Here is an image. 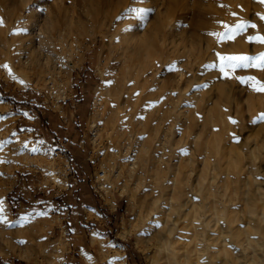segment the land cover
I'll use <instances>...</instances> for the list:
<instances>
[{"label":"rangeland","instance_id":"rangeland-1","mask_svg":"<svg viewBox=\"0 0 264 264\" xmlns=\"http://www.w3.org/2000/svg\"><path fill=\"white\" fill-rule=\"evenodd\" d=\"M93 1L44 0L40 12L0 0V264H131L125 248L135 264H167L169 254L175 264L249 262L239 242L256 230L248 197L264 195V92L242 79L264 84V70L220 57L264 54L249 39L264 37V3L142 0L136 24L150 53L123 67L114 116L110 70L122 57L108 28L133 23L110 20L117 0ZM45 21L42 59L26 65ZM79 197L113 211V223L92 219L85 231L92 215ZM256 226L262 235L264 220Z\"/></svg>","mask_w":264,"mask_h":264},{"label":"bare ground","instance_id":"bare-ground-1","mask_svg":"<svg viewBox=\"0 0 264 264\" xmlns=\"http://www.w3.org/2000/svg\"><path fill=\"white\" fill-rule=\"evenodd\" d=\"M21 1V0H20ZM25 1V4L22 6V9H25L27 6H29L28 4L32 2L31 5V9H34L33 5H35V3L38 4H42L44 2V0H23V2ZM59 1V0H58ZM93 1V0H92ZM99 1V0H98ZM116 1V0H115ZM57 2V1H55ZM93 2H97L93 1ZM118 4L121 5V7H118L117 11L114 12L111 17L110 20L112 18H115L118 20V22H124V21H130L133 23V25L131 27H128L124 30H122L121 33H118V31L116 30L115 32H111V28L114 24V20L111 21V23L109 24V32L110 34H107L108 36L110 35L111 37L113 36H118V39L120 40V43L118 47V51H120V56L122 57V65L120 67V63L117 64V72H113L114 67L112 66L111 68V72L113 73L111 76V80H112V86L110 84V88L108 89V96L109 97V109L110 111L114 114V116H116L117 114V106L120 103V98H121V91L124 85V79H125V70L123 67H125L126 65L129 66L131 63L135 62L136 60V54H143L144 57H147L150 53V45H149V40H148V35H145V32L143 33V28H140L141 26L136 24V22L138 20H134L132 21L131 18L129 17L131 15L130 9H135L138 6H140L142 0H117ZM100 3V2H99ZM22 4V3H21ZM20 4V5H21ZM94 4V3H92ZM55 7L57 6L53 4ZM98 5V4H96ZM111 6V5H110ZM113 6V5H112ZM111 6V7H112ZM54 7V8H55ZM116 7V5H115ZM114 7V8H115ZM21 8V6H20ZM53 7H51L52 9ZM21 9V10H22ZM54 10V9H53ZM49 11H51L49 9ZM55 11V10H54ZM113 12V11H112ZM51 13L53 14V12L51 11ZM55 13V12H54ZM111 13V12H110ZM45 15V14H44ZM47 15L49 16V14L47 13ZM51 15V14H50ZM46 16V15H45ZM130 18V19H129ZM127 19V20H126ZM129 19V20H128ZM45 20V18H44ZM50 20V19H49ZM52 20V19H51ZM43 21V20H42ZM142 23V21H141ZM40 24V23H39ZM38 24V25H39ZM49 21H45L40 27V25L38 26L39 30L38 33H30L32 37V40L34 43L33 48H31V46L29 45V47H27V49H24V53H26V59H24V63L27 64H35L37 63L40 59H42V54L41 53L44 50L45 45L43 44V38L45 36V34H47L46 32L48 31V34L50 33V30L48 29L49 25ZM54 25V24H53ZM125 25V24H124ZM33 27V26H31ZM127 27V26H126ZM36 28V29H38ZM50 28V27H49ZM33 29V28H32ZM115 29V28H114ZM46 31V32H45ZM53 32V31H52ZM45 33V34H44ZM101 34V33H100ZM50 35V34H49ZM57 35V34H56ZM106 35L105 33L101 34V36ZM52 36V33H51ZM55 36V35H54ZM53 36V37H54ZM49 38V37H47ZM30 39V37H29ZM30 40V41H32ZM28 42V41H27ZM117 42V41H116ZM27 45V44H26ZM46 49V48H45ZM114 49V48H113ZM116 49V47H115ZM50 51V50H49ZM29 52L30 56L27 54ZM25 56V55H24ZM138 59V58H137ZM36 65V64H35ZM110 65V64H109ZM29 67V66H28ZM111 72H109L108 74H110ZM106 74V73H105ZM109 87V86H108ZM106 102V101H105ZM110 125V124H109ZM259 126V124H258ZM261 127V125H260ZM264 127L262 126V128H260L259 130L263 129ZM109 129V128H108ZM112 130V129H111ZM110 130V131H111ZM258 130V131H259ZM264 130V129H263ZM120 134V133H119ZM259 132H258V138H259ZM262 137H264V133H262ZM261 137V136H260ZM261 137V138H262ZM256 139V138H255ZM260 141V138H259ZM258 142V141H257ZM262 142V140H261ZM263 143V142H262ZM260 142H258L256 145V149L257 147H259ZM260 149V148H259ZM264 149V148H263ZM258 150V149H257ZM262 151V150H261ZM259 152V151H258ZM247 156V155H246ZM257 158L262 157L263 161H264V152L263 153H259L256 154ZM248 161V160H247ZM258 161V160H257ZM257 161L256 160H251V162H249V164L253 167L257 166ZM58 164V163H57ZM247 165V164H246ZM52 166H55L54 163H52ZM259 166V165H258ZM262 166V165H261ZM248 168V167H247ZM263 171H264V165L262 166ZM242 170V169H241ZM249 171V170H248ZM252 171V170H251ZM242 172V171H241ZM104 174L101 176L100 173V177H103ZM251 176V175H250ZM257 175H255V179H257ZM257 185V184H256ZM260 188V187H259ZM255 189V188H254ZM257 189V188H256ZM251 192V191H249ZM259 194V193H258ZM256 194V192L254 194L251 195V197H248V204H249V223L255 225L256 230H255V234L254 235H250L248 233V236L246 240H240L239 245L242 249H244L245 253L249 256V262H242L241 264H264V233L261 235L260 233H258L259 229L256 226L257 223H259L260 221L264 220V195L263 194ZM237 195V194H236ZM245 201V199H243ZM262 201L263 204H260L259 202ZM208 205V204H207ZM214 208V207H213ZM203 209V208H202ZM216 209V208H214ZM156 211L158 212L157 215L159 214L158 209H156ZM215 212V210H214ZM202 214V213H201ZM200 214V215H201ZM216 217V214H215ZM217 218V217H216ZM51 223V222H50ZM47 225V223H45ZM53 224V223H52ZM29 226V225H28ZM27 226V227H28ZM38 227V226H37ZM47 227V226H46ZM45 225H43L42 230H44ZM50 227H52L50 225ZM134 227V226H133ZM157 227V226H156ZM155 227V228H156ZM49 228V226H48ZM153 228V227H152ZM39 229V227H38ZM41 229V228H40ZM37 230V228H36ZM36 230H32V229H27V232L29 233V239L32 240L31 235L33 234L34 237H36ZM35 231V232H34ZM43 233V231H42ZM26 234V233H24ZM44 234V233H43ZM160 234V233H159ZM164 234V232H163ZM260 234V235H259ZM161 235V234H160ZM159 235V236H160ZM164 235L160 236L163 237ZM28 239V237H27ZM162 239V238H159ZM163 241H167L164 239L163 237ZM165 244V242L163 243V245ZM162 247V245L160 246ZM166 250V249H165ZM163 258V256H162ZM178 262V261H177ZM179 263V262H178ZM167 264H175L174 258L172 257V255H168V261Z\"/></svg>","mask_w":264,"mask_h":264},{"label":"snow or ice","instance_id":"snow-or-ice-1","mask_svg":"<svg viewBox=\"0 0 264 264\" xmlns=\"http://www.w3.org/2000/svg\"><path fill=\"white\" fill-rule=\"evenodd\" d=\"M260 3H264V0H259ZM33 7H35L37 9V11L42 12L43 9L39 6V4L37 3L36 5H33ZM130 12L137 18V20H142L145 13L140 11V9H130ZM138 14V15H137ZM235 15V14H234ZM261 19H264V16L261 17ZM252 28H255L256 25H250ZM225 27H227V25H225ZM247 27H249L248 24L246 23H241L236 25L235 29L229 28V31L233 34V36L236 34L237 31H243L245 30ZM250 40L255 39L257 42L264 44V37L261 36H257V37H250ZM221 61H224L225 59L229 60V61H234L235 63H233L231 66L233 68H237V67H244V68H248V67H256L259 68L261 70H264V54H261L260 56L256 57L255 59L251 56H232V57H220ZM221 71H224V66L223 64L221 65ZM225 75H227V73L225 72ZM249 81H251V86L253 88L254 91L257 92H264V84H261L259 81H257L254 77H249L247 80H243V83H248ZM258 121L264 122V113L260 114V116L258 117ZM254 123L257 121H253ZM232 123H236V121H232ZM33 151H36V149H32ZM2 162V161H0ZM42 214V213H41ZM0 222H5V221H0Z\"/></svg>","mask_w":264,"mask_h":264},{"label":"crops","instance_id":"crops-1","mask_svg":"<svg viewBox=\"0 0 264 264\" xmlns=\"http://www.w3.org/2000/svg\"><path fill=\"white\" fill-rule=\"evenodd\" d=\"M82 185V184H81ZM93 191L95 192V191H97L96 190V188L94 187V189H93ZM81 193L83 194V191H81ZM96 194V193H95ZM96 196H97V194H96ZM99 196V195H98ZM75 197H77V196H75ZM80 198V197H79ZM78 198V199H79ZM68 198H65V199H59L57 202L62 206V207H64L65 208V206H66V203H67V200ZM75 203L77 204V205H81V209H82V211L83 212H85L84 214H86V217L87 216H90V215H92V217L90 218V219H84L85 221H86V223L84 224V226L87 228V229H85V231H90V230H95V228L94 227H92V229H90L89 227H90V220H94V222L95 223H93V224H98V226H100V223H102L103 221H105V222H107V221H109V222H111V223H113V219H114V217L116 216V215H114L113 214V211H110V213L108 212V211H106V212H102V211H99L97 208H94V205H92V204H88L85 200L83 201V199L82 198H80L79 200H76L75 201ZM49 204L50 205H52L50 202H49ZM55 206H56V204H54ZM117 208H118V206L116 205V207H114V210H117ZM95 232H97V231H95ZM109 232L110 233H112V228H109ZM109 233V234H110ZM126 249V253H127V259H128V261H129V257L131 258V264H135L134 263V258L131 256V254H130V252L128 251V248H125ZM128 253H129V255H128ZM128 264H129V262H128Z\"/></svg>","mask_w":264,"mask_h":264},{"label":"built area","instance_id":"built-area-1","mask_svg":"<svg viewBox=\"0 0 264 264\" xmlns=\"http://www.w3.org/2000/svg\"><path fill=\"white\" fill-rule=\"evenodd\" d=\"M103 175V173H101V176Z\"/></svg>","mask_w":264,"mask_h":264}]
</instances>
